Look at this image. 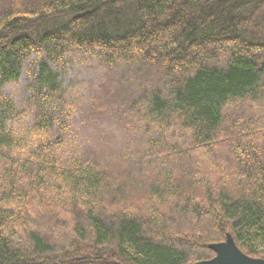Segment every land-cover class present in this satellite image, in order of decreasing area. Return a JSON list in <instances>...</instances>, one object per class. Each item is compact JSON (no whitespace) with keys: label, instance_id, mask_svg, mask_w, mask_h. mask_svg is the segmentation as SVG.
Returning a JSON list of instances; mask_svg holds the SVG:
<instances>
[{"label":"trees","instance_id":"1","mask_svg":"<svg viewBox=\"0 0 264 264\" xmlns=\"http://www.w3.org/2000/svg\"><path fill=\"white\" fill-rule=\"evenodd\" d=\"M228 237L264 260V0H0V264Z\"/></svg>","mask_w":264,"mask_h":264},{"label":"water","instance_id":"2","mask_svg":"<svg viewBox=\"0 0 264 264\" xmlns=\"http://www.w3.org/2000/svg\"><path fill=\"white\" fill-rule=\"evenodd\" d=\"M212 250L215 253L214 258L195 264H264V260L252 259L244 255L231 237H228L224 243L214 245Z\"/></svg>","mask_w":264,"mask_h":264},{"label":"rangeland","instance_id":"3","mask_svg":"<svg viewBox=\"0 0 264 264\" xmlns=\"http://www.w3.org/2000/svg\"><path fill=\"white\" fill-rule=\"evenodd\" d=\"M256 244V243H255Z\"/></svg>","mask_w":264,"mask_h":264}]
</instances>
